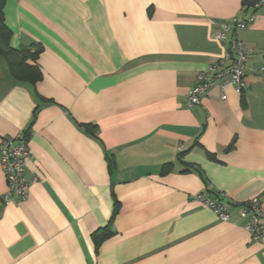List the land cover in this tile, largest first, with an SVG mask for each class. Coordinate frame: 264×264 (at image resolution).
Instances as JSON below:
<instances>
[{
	"label": "crops",
	"instance_id": "crops-1",
	"mask_svg": "<svg viewBox=\"0 0 264 264\" xmlns=\"http://www.w3.org/2000/svg\"><path fill=\"white\" fill-rule=\"evenodd\" d=\"M245 1L6 0L9 45L40 50L43 78L0 58V142L27 136L32 182L6 201L0 166V264H264L240 215L264 212V5L236 33L242 91L187 105L200 72L230 69L216 33ZM222 193L227 222L197 199Z\"/></svg>",
	"mask_w": 264,
	"mask_h": 264
},
{
	"label": "built area",
	"instance_id": "built-area-1",
	"mask_svg": "<svg viewBox=\"0 0 264 264\" xmlns=\"http://www.w3.org/2000/svg\"><path fill=\"white\" fill-rule=\"evenodd\" d=\"M264 5V0H252L244 5L245 10L252 13L246 19L234 18L230 22H221L220 30L216 33V39L229 45L228 58L231 59L229 70L217 75H208L200 72L197 75L196 85L189 91L187 105L194 107L201 103L202 97L215 85L222 87L234 86L238 92L242 91L244 84L245 64L250 51L245 43L236 37V33L247 28L259 9ZM231 35V37H229ZM227 77V78H225ZM226 79V80H225ZM30 157V148L24 133L15 136L4 137L0 142V166L6 178L7 191L4 199L9 201L12 197H18L25 201L28 199L32 182L26 178V164ZM197 199L203 205L211 209L220 221H230L231 201L222 193L215 199H207L202 194ZM240 215L246 221L245 230L250 234L254 242L259 243L264 250V212L259 198H254L240 205Z\"/></svg>",
	"mask_w": 264,
	"mask_h": 264
},
{
	"label": "trees",
	"instance_id": "trees-1",
	"mask_svg": "<svg viewBox=\"0 0 264 264\" xmlns=\"http://www.w3.org/2000/svg\"><path fill=\"white\" fill-rule=\"evenodd\" d=\"M252 0H246L245 4ZM6 0H0V58H3L8 66L12 78L20 84H29L35 86L43 78L42 71L36 63L38 49L31 47L12 48L10 39L12 31L5 23L4 6ZM27 139V136H26ZM168 166H165L167 169ZM111 235V231L102 229L94 233L93 238L97 244Z\"/></svg>",
	"mask_w": 264,
	"mask_h": 264
}]
</instances>
